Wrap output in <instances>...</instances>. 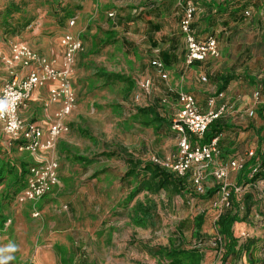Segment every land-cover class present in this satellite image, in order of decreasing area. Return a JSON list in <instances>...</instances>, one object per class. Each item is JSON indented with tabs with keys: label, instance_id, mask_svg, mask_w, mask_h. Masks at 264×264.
<instances>
[{
	"label": "rangeland",
	"instance_id": "1",
	"mask_svg": "<svg viewBox=\"0 0 264 264\" xmlns=\"http://www.w3.org/2000/svg\"><path fill=\"white\" fill-rule=\"evenodd\" d=\"M247 1L248 9L242 8L241 20L234 22L247 21L248 31L232 29L223 37L219 56L212 62L217 74L236 78L241 66L264 63V0ZM176 2L0 0L2 45L19 42L59 59V39L72 19L71 32L82 43L72 77L76 105L68 133L52 153L59 183L34 206L13 202L18 178L30 160L5 148L0 127V247L10 242L18 246L10 264H168L161 254L165 249L193 248L203 255L201 264H264V209L253 196L245 200L242 191L233 201L244 223L232 226L237 248L223 261L224 245H215L216 221L227 208L219 192L200 200L206 191L220 188L211 175L214 169L206 172L202 193L193 186L191 170L179 196L169 190L141 189L128 201L135 187L146 181L142 175L127 176L128 159L168 170L178 153L180 137L171 127L144 125L136 113L152 107L161 118L173 121L177 93H190L185 84L189 69L183 73L182 57L178 75L164 66L166 80L151 67L154 57L172 43L177 45V56L184 51ZM148 24L160 31L148 30ZM203 76L205 82L198 80L205 85L208 78ZM145 82H149L147 91L141 87ZM167 90L176 98L169 97ZM215 161L228 163L220 156ZM228 183L234 187L229 178ZM137 203L153 208L151 219L143 224L135 223ZM35 212L37 217L32 216ZM198 215H203L201 235L206 239L201 243L193 237Z\"/></svg>",
	"mask_w": 264,
	"mask_h": 264
},
{
	"label": "built area",
	"instance_id": "2",
	"mask_svg": "<svg viewBox=\"0 0 264 264\" xmlns=\"http://www.w3.org/2000/svg\"><path fill=\"white\" fill-rule=\"evenodd\" d=\"M178 4L182 13L179 32L185 45L184 66L189 68L196 63L216 59L219 56L216 40L213 37L199 39L194 34L193 22L197 9L193 1L179 0ZM74 24L75 21L70 20L68 30L59 39L62 60L58 67L23 43H9L7 45L8 55L0 52V62L7 70L9 79L0 87V96H3L8 90L19 95L14 115L17 120L22 122V130L19 135L13 136L5 131L8 118L0 121L5 148L14 149L32 159V164L25 173L24 186L15 196V201L18 204L36 203L58 185V164L50 155L54 152L61 137L68 133L66 121L76 105L72 77L75 59L82 50V43L71 32ZM151 67L159 74L161 80L167 79L164 66L160 62L153 61ZM47 85L51 88L44 107L47 108L56 103H60L61 107L55 113L53 122L47 131H44L35 123L21 120L19 111L26 106L35 91ZM141 87L147 91L149 82H145ZM253 98L256 104L264 105V95L259 91L254 93ZM176 104L177 115L176 119L172 121L171 128L179 135L180 140L177 156L173 163L168 165V170L177 178H183L193 170V186L197 193H202L201 183L213 161L219 156V150L217 139L206 145H200L197 141L204 136L208 127L224 114L226 108L221 106L217 110L202 113L198 110L193 96L181 91L177 93ZM190 138L194 140V143ZM248 156L251 157L252 153ZM243 164V161H229L211 172L220 186L221 204L225 208L230 205L229 174L238 172ZM234 192L237 194L240 189L236 188ZM32 216L37 217L38 213L35 212Z\"/></svg>",
	"mask_w": 264,
	"mask_h": 264
},
{
	"label": "crops",
	"instance_id": "3",
	"mask_svg": "<svg viewBox=\"0 0 264 264\" xmlns=\"http://www.w3.org/2000/svg\"><path fill=\"white\" fill-rule=\"evenodd\" d=\"M192 1L195 2L194 5L197 6V11L194 16L193 22V30L197 38L203 39L205 37H213L217 42V47L219 46V48H222L223 37L225 35L228 36L231 33L232 29H236L238 31L243 32L248 31L249 26L247 21L246 23H243L245 22V20L242 19L243 22L241 25L237 24L234 21H238L239 23L242 18L241 15L243 14L240 10L242 8H245V10H247L248 8L246 7L249 1ZM178 3L179 0H177L176 2V7L179 9L180 22L182 13L180 7L178 6ZM218 11L221 12L216 15V12ZM244 14L246 15V12H244ZM226 22H228V26H224ZM152 27L154 26L148 24V30L153 29L154 32L160 31L159 28L156 31L155 28ZM181 40L184 46V51H182L180 57L176 55V52L178 51L177 45L172 43V45H168L167 51L159 52V55H157L153 59V61L160 62L166 68H174V72H177V75L179 74L178 66L179 61L181 62V57L182 65L184 67L183 60L185 55V45L182 37ZM0 52L4 55H8L9 51L7 45L4 46L0 43ZM35 52L38 53V51ZM59 52L62 56V51L60 47ZM38 54L44 57L48 62L53 63V65L57 67L60 66L62 60L61 56H59V59H57L51 54ZM162 55H165V59L162 57ZM213 61L214 59H209L202 63H196L189 68L184 67L183 73H185L189 69L185 78L187 79V82H185L186 86L189 85V94L193 96L198 110L202 113L217 110L221 106H224L226 108L224 114L218 119V123L221 125L222 129H224L223 133L220 134L218 141V150L220 158H223L227 162L238 160L243 161L244 163H247L251 158H254L256 164H258L259 162L257 155L264 154V105L256 104L253 96L256 91H259L262 95H264V63L255 64L249 62L245 66H241L243 69L240 73L241 75L239 76V74H235L234 76H236V78L233 77L234 80L229 82L225 90L218 94L217 91L221 85L220 79L226 77V75L217 74L215 72V68L213 67L212 63ZM0 72H2V74L4 73V75L0 76L1 87L6 81L9 80L7 70L2 65V63H0ZM203 75L207 76L208 78V81L205 85L200 84L198 80V78H200L203 81ZM212 75L213 77L211 79ZM50 88L51 86L47 85L46 87L35 91L31 95L30 101H28L26 106L20 109L19 111V117L21 118V120H23L24 122L35 123L39 125L44 131H47V129L53 122L55 113L61 107L60 103L49 105L47 108L44 107V104L48 100V92ZM166 94L169 95V97L172 96L176 98L175 95L171 94L170 90H167ZM210 101L211 104H209ZM36 110L40 111V114L38 116H36ZM68 121L69 118L66 121L67 125H69ZM63 137H65V135ZM63 137H61L60 140H62ZM251 153L252 156L249 157L248 154ZM50 156H52V154ZM26 157L28 160H30V164L27 166L28 168L32 164V159L27 155ZM215 160L213 161L210 170L220 166L218 165V163H216ZM215 165L217 166L215 167ZM261 172L264 174V168L261 169ZM237 176L238 172H232L229 174L228 177L230 182H235L234 187L237 183ZM230 188L233 187H231L230 185ZM261 189L263 190V192L260 194ZM241 191L243 192V194H245V196H253L254 202L258 203L259 201L260 208L264 209V182L257 181L250 185L241 186L240 192ZM42 200L43 198L40 201ZM40 201L36 203L17 204L14 197L13 202L16 206H34Z\"/></svg>",
	"mask_w": 264,
	"mask_h": 264
},
{
	"label": "trees",
	"instance_id": "4",
	"mask_svg": "<svg viewBox=\"0 0 264 264\" xmlns=\"http://www.w3.org/2000/svg\"><path fill=\"white\" fill-rule=\"evenodd\" d=\"M157 31L158 28L154 27ZM165 59V55H162ZM167 60V59H166ZM234 80L231 76H226L220 79L221 85L218 89V94L225 90L227 84ZM137 115L143 119L144 125L146 124H157L159 129H170L172 127V121L170 119H163L159 116L156 110L152 107H146L138 109L136 111ZM221 125L218 123V120L214 121L205 132L204 136L197 142L200 145L209 144L212 140L217 139L219 141V136L223 133ZM194 143V140L190 138ZM258 164H256L255 159L251 158L247 163H244L241 169L238 171L237 183L235 187L230 188V205L229 207L222 212L216 221V226L218 228L219 240L215 243L218 247L224 245L225 253L223 256V261L229 257V255L235 252L237 248V240L233 237L232 226L236 223H241L244 221L239 218L237 213V207L234 203L235 193L234 189L241 186H246L253 184L257 181L264 182V174L261 172V169L264 168V154L257 155ZM128 164V173L127 176L135 177L138 179L139 175H142L145 178L143 184H139L135 189L130 193L128 201L132 200L141 189L149 190L154 193L160 191H171L175 195H180L185 191L186 186V177L177 178L170 171L164 169L163 167L149 162V163H139L137 161L127 160ZM27 170V168H26ZM26 170L19 176L17 183L20 184L19 187L13 192V195H16L24 186V176ZM220 191V188L216 187L213 191H206L205 197H201L200 200H206L211 198L217 192ZM251 198L249 195L245 196V200ZM152 207L145 208L141 204L137 203L135 205V223L143 224L151 219ZM249 213V208L246 207L245 215ZM203 226V215H198L195 218L194 224V239H197L198 242L205 241V237L201 235V229ZM161 254L166 258L168 264H201L203 260V255L199 248H193L190 250L184 249H165Z\"/></svg>",
	"mask_w": 264,
	"mask_h": 264
},
{
	"label": "clouds",
	"instance_id": "5",
	"mask_svg": "<svg viewBox=\"0 0 264 264\" xmlns=\"http://www.w3.org/2000/svg\"><path fill=\"white\" fill-rule=\"evenodd\" d=\"M19 100V95L13 91H5L3 96H0V121L8 118V125L5 131L10 135H19L22 130V122L15 117L16 103ZM18 250L15 243L10 242L6 246L0 247V264H10L14 259V253Z\"/></svg>",
	"mask_w": 264,
	"mask_h": 264
}]
</instances>
